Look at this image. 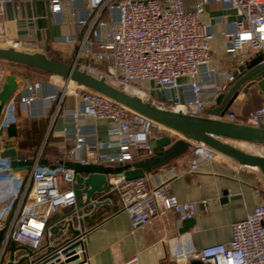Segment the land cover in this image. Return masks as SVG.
I'll return each instance as SVG.
<instances>
[{"label": "built area", "instance_id": "2783aa9c", "mask_svg": "<svg viewBox=\"0 0 264 264\" xmlns=\"http://www.w3.org/2000/svg\"><path fill=\"white\" fill-rule=\"evenodd\" d=\"M15 1L0 0V9ZM48 5L57 23L69 21L74 25V33L56 38L74 44L69 64L102 76L160 108L203 115L216 104L218 95L231 87L246 60L262 54L264 61V0H193L189 4L186 0H48ZM211 6L234 13L212 14L208 10ZM65 12L69 20L64 17ZM218 37L223 40L222 51L229 66L214 61L212 46ZM4 41L19 48V42L10 36H5ZM181 77L187 80L180 81ZM71 81L61 77L55 82L21 78L0 116V171L9 168L10 160L2 153L8 149L4 141L9 124L14 122L16 105L29 118L43 117L51 110V123L58 114L67 116L70 124L64 126L62 133L70 140V146L64 158L80 164L114 165L132 160L139 150L151 155L149 140L153 132L179 135L110 97ZM69 93L75 97L74 108L63 106ZM87 117L110 120L106 140L84 128L82 120ZM219 118L234 121L236 116L228 110ZM246 123L263 125L264 107L250 112ZM258 146L264 151V144ZM215 152L203 142H194L188 171L193 172ZM39 160L40 154L29 169L0 174L19 184L0 212V229L4 230L0 264L5 262L10 241L39 251L51 215L76 204L75 172L63 163L41 165ZM168 180L155 178L148 183V175L134 180L110 176L108 187L118 194L121 211L128 215L133 228L169 212L177 213L182 224L195 217V203L179 202L168 192ZM61 182L69 186L62 188ZM231 231L228 243L200 249L188 242L184 232L174 242L170 260L174 264H189L193 259L210 264H264V201L256 204L244 219L233 222ZM87 236L88 232L81 230L30 264H90Z\"/></svg>", "mask_w": 264, "mask_h": 264}, {"label": "crops", "instance_id": "0c3cea01", "mask_svg": "<svg viewBox=\"0 0 264 264\" xmlns=\"http://www.w3.org/2000/svg\"><path fill=\"white\" fill-rule=\"evenodd\" d=\"M186 1L189 4L193 0ZM208 10L212 14L234 13L233 10L224 11L214 6L209 7ZM64 17L69 20L67 12L64 13ZM74 32V25L69 21L63 24L55 21L48 0H16L0 9V46H6L4 37L10 36L19 42L18 49L41 51L49 57L68 63L74 54L75 46L56 41V38ZM222 48L223 40L218 37L212 46L214 61L216 64L229 66L230 62L224 56ZM58 78L59 76L49 75L46 79L55 82ZM179 80L186 81L187 78L181 77ZM245 87L246 85L241 87L238 96L229 106V110L236 116L234 121L242 123L247 122L250 112L264 107V74L248 85L246 91ZM63 106L74 108L75 97L70 93L67 94ZM214 106L208 107L203 115H207L208 110ZM20 113L27 116L24 111ZM51 117V110H47L42 117L47 121L45 131H48L42 146L36 148L26 143L27 141H22L20 138L23 127L18 122L16 123L18 135L5 138L6 148H15L19 153L26 154L28 158H35L40 154L39 163L42 159L46 160L47 164L67 161L64 152L70 146V140L62 133V129L70 123L67 116L62 114H58L52 123ZM82 122L84 128L93 130L98 139L108 138L107 129L111 125L110 120L87 117ZM261 126L264 127V124ZM163 135L186 140L180 135H170L166 132H153L151 138ZM187 142L191 144L189 148L171 158L168 166L159 167L148 174V183H153L155 178H169L170 194L179 202L195 203L194 223L185 232L188 242L194 248L228 243L232 238L231 224L244 219L256 204L264 201V174L258 168L240 165L219 152H215L214 157L201 162L193 172H189V158L194 142L188 140ZM45 145L47 148L42 154ZM148 156L150 155L145 151L139 150L133 154L132 159L141 160ZM68 186L61 182L62 188ZM93 200L102 201L95 210L92 205L80 208L82 217L89 215V218L83 219L81 230L88 232L86 247L90 264H126L132 258L136 259L131 264H174L170 260V251L178 241L177 237L182 234L179 231L182 224L179 223L177 213L157 215L146 224L133 228L128 215L121 211L120 199L115 191L108 187L104 192L96 193ZM78 210L75 204L60 208L53 213L46 224L40 250L37 252L31 250L32 256L29 257L28 263L22 264L32 263L49 248L71 238L73 235L69 228L62 230L57 227L71 219L74 222L73 227L79 229V224L76 222ZM52 228L56 232L51 233ZM25 254L23 250L15 251L14 260L17 261ZM9 255L8 248L4 264L9 260Z\"/></svg>", "mask_w": 264, "mask_h": 264}, {"label": "water", "instance_id": "95a60500", "mask_svg": "<svg viewBox=\"0 0 264 264\" xmlns=\"http://www.w3.org/2000/svg\"><path fill=\"white\" fill-rule=\"evenodd\" d=\"M0 60L16 62L31 67L47 71L53 75L59 76L65 80H72L78 85L106 95L114 101L121 103L130 110L137 112L179 134L186 140L175 139L174 137L163 135L152 137L149 145L153 152L150 156L141 160L118 162L116 165H105L103 163L80 164L74 161L62 162L67 168L75 172V184L73 186L77 212L76 222L79 229L73 227V220H68L58 229L69 228L72 235H76L83 228V219L89 218V215L81 216V207L92 205L95 210L102 201H94L93 196L96 193H102L108 188L109 176L123 177L125 180H134L144 177L154 169L166 167L169 160L183 153L191 145V142H203L212 150L219 152L240 165L258 168L264 174V155L245 151L236 147L224 139H234L239 141L264 144V127L254 126L248 123L231 121L219 118L238 96L240 89L254 80L261 78L264 74V61L262 54H256L246 60L239 72L236 73V80L231 87L224 93L218 95L214 107L208 110L207 115H192L182 111H175L167 108H160L156 105L144 101L141 97L131 94L109 83L104 77H98L88 73L85 70L75 68L72 64L62 60L49 57L41 51H25L12 46H0ZM21 82V77L16 74H6L0 88V116L11 97L17 90ZM9 137H16L17 126L11 122L7 129ZM2 157H8L9 168L0 171V174H11L14 171L27 170L35 162V158H28L26 154L19 153L15 148H9L3 151ZM41 165H47V161L42 159ZM194 218L186 219L182 222L180 232H187L193 225ZM56 228V229H57ZM3 229H0V241L3 235ZM51 233L56 232L54 228ZM9 260L6 264L28 263L32 251L24 246H16L14 241L9 242ZM23 250L26 252L17 261L14 260V252ZM189 264H210L197 259H193Z\"/></svg>", "mask_w": 264, "mask_h": 264}, {"label": "rangeland", "instance_id": "374dc122", "mask_svg": "<svg viewBox=\"0 0 264 264\" xmlns=\"http://www.w3.org/2000/svg\"><path fill=\"white\" fill-rule=\"evenodd\" d=\"M6 46H8V44L6 42H4ZM230 65V64H229ZM13 67L10 66L8 63L6 62H2L0 61V84L3 83L4 81V76L6 74H9V71L12 69ZM15 70H19L17 67L13 68ZM21 70V69H20ZM30 74V79L31 80H40V81H46L48 78V75H46L45 73H42L38 70H29L28 71ZM48 81V80H47ZM22 110L17 107H15L14 109V114H15V123H20V125H22V127L29 126V124H31L32 119L30 120V118H28L27 116H24V114H21ZM21 114V115H20ZM48 132V131H47ZM47 132L45 131V133L42 135L41 138V142L39 146H42V144L44 143V141L46 140L47 137ZM225 141H227L228 143L239 147L245 151L248 152H256L259 151V146H257L255 143H251V142H242L239 140H234V139H224ZM19 186L18 181L16 179H11V177L7 176V175H0V212H1V208L4 205H7L8 202L11 200V198L13 197L12 195H10L14 189H16Z\"/></svg>", "mask_w": 264, "mask_h": 264}, {"label": "trees", "instance_id": "16d2710c", "mask_svg": "<svg viewBox=\"0 0 264 264\" xmlns=\"http://www.w3.org/2000/svg\"><path fill=\"white\" fill-rule=\"evenodd\" d=\"M0 61L8 63L13 68H15V67H17L18 69L20 68L21 70L20 69L15 70L12 68L9 71V74H16V75L20 76L21 78H23L24 81H26V80L32 81L29 78L30 74L28 71L30 69L31 70H38L42 73H45L48 76L53 75L47 71H43V70L28 66V65H24V64H20V63H16V62H11V61H5V60H0ZM15 117L16 116L14 114L13 115L14 121H15ZM35 119H37V118H35ZM46 125H47V121L43 120L42 117L38 118L37 120H32L31 124H29L28 127H27V125L23 127V129L21 131L22 135H21L20 139L22 141H24V140L27 141L26 143L37 148L40 144V140L42 138V135L45 133ZM48 138H49V136H48ZM46 148H47V146L45 145L43 148L42 154H44V152L46 151Z\"/></svg>", "mask_w": 264, "mask_h": 264}, {"label": "bare ground", "instance_id": "6f19581e", "mask_svg": "<svg viewBox=\"0 0 264 264\" xmlns=\"http://www.w3.org/2000/svg\"><path fill=\"white\" fill-rule=\"evenodd\" d=\"M71 83L73 84L72 81H71ZM129 91H130V92H134V90H132V89H129ZM254 153H256V154H260V155H264V151H263V150H259V151L256 150V152H254Z\"/></svg>", "mask_w": 264, "mask_h": 264}]
</instances>
